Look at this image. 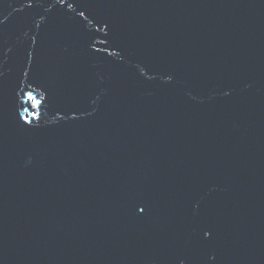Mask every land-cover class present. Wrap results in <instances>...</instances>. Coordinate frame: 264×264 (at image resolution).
Segmentation results:
<instances>
[{
    "label": "water",
    "instance_id": "1",
    "mask_svg": "<svg viewBox=\"0 0 264 264\" xmlns=\"http://www.w3.org/2000/svg\"><path fill=\"white\" fill-rule=\"evenodd\" d=\"M0 264H264V0H0Z\"/></svg>",
    "mask_w": 264,
    "mask_h": 264
}]
</instances>
